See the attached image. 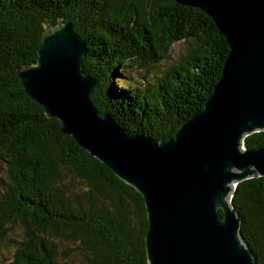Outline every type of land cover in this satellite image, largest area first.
<instances>
[{
    "label": "trees",
    "instance_id": "1",
    "mask_svg": "<svg viewBox=\"0 0 264 264\" xmlns=\"http://www.w3.org/2000/svg\"><path fill=\"white\" fill-rule=\"evenodd\" d=\"M60 20L77 21L93 104L127 133L157 140L204 108L229 46L210 16L174 0H0V245L9 226L22 225L8 264H61L71 250L60 245L73 242L87 264H148L143 196L62 134L21 85L19 70L37 64L46 27ZM180 42L189 43L187 55L150 88L121 80L127 66L155 67ZM245 146L264 147V131ZM232 203L264 264V177L240 182Z\"/></svg>",
    "mask_w": 264,
    "mask_h": 264
},
{
    "label": "water",
    "instance_id": "2",
    "mask_svg": "<svg viewBox=\"0 0 264 264\" xmlns=\"http://www.w3.org/2000/svg\"><path fill=\"white\" fill-rule=\"evenodd\" d=\"M174 1L210 16L229 46L204 108L174 137L127 133L93 104L77 21L48 25L37 64L18 76L62 134L143 196L148 264H257L232 198L240 182L264 177V147L245 146L264 131V0Z\"/></svg>",
    "mask_w": 264,
    "mask_h": 264
},
{
    "label": "rangeland",
    "instance_id": "3",
    "mask_svg": "<svg viewBox=\"0 0 264 264\" xmlns=\"http://www.w3.org/2000/svg\"><path fill=\"white\" fill-rule=\"evenodd\" d=\"M189 48L188 42H180L175 44L170 50L168 57L164 59L155 67L151 68H142L137 63L127 66L124 75H122L121 80L126 83L134 85L138 83L141 87H146L147 89L151 87L152 84H155L161 78L166 77L168 73L171 72L172 68L177 66L184 56L187 55ZM0 179H6V167L0 166ZM22 225L19 222L14 223L12 230L10 229L7 232V236L0 245V264H8L16 251V242L21 241L22 238L19 237L20 230ZM59 241H64L60 239ZM63 251L67 249L71 250L68 252V256L61 258V264H87L88 260L86 259V252L83 251V248L78 242H73L67 245H60Z\"/></svg>",
    "mask_w": 264,
    "mask_h": 264
}]
</instances>
